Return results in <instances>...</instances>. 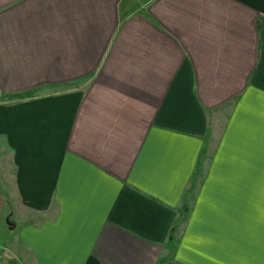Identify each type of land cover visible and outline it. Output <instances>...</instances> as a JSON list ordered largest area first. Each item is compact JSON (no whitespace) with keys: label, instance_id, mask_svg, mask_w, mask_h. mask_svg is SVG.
Wrapping results in <instances>:
<instances>
[{"label":"crops","instance_id":"0c3cea01","mask_svg":"<svg viewBox=\"0 0 264 264\" xmlns=\"http://www.w3.org/2000/svg\"><path fill=\"white\" fill-rule=\"evenodd\" d=\"M243 143L264 0H0L2 263L261 264Z\"/></svg>","mask_w":264,"mask_h":264},{"label":"rangeland","instance_id":"374dc122","mask_svg":"<svg viewBox=\"0 0 264 264\" xmlns=\"http://www.w3.org/2000/svg\"><path fill=\"white\" fill-rule=\"evenodd\" d=\"M245 146H247L248 149L244 151ZM234 148L235 154L242 153L251 156L247 159H233V166L243 168L247 166L249 168V174L234 175V178L238 181L264 183V157H262V155H264V144H234ZM231 152H233V150ZM8 223L7 225L10 226L11 222Z\"/></svg>","mask_w":264,"mask_h":264},{"label":"snow or ice","instance_id":"6c2138e0","mask_svg":"<svg viewBox=\"0 0 264 264\" xmlns=\"http://www.w3.org/2000/svg\"><path fill=\"white\" fill-rule=\"evenodd\" d=\"M261 212H262V216H264V205H262ZM261 264H264V261H262Z\"/></svg>","mask_w":264,"mask_h":264},{"label":"built area","instance_id":"2783aa9c","mask_svg":"<svg viewBox=\"0 0 264 264\" xmlns=\"http://www.w3.org/2000/svg\"><path fill=\"white\" fill-rule=\"evenodd\" d=\"M0 264H15V263H12V262L2 263V262L0 261Z\"/></svg>","mask_w":264,"mask_h":264},{"label":"water","instance_id":"95a60500","mask_svg":"<svg viewBox=\"0 0 264 264\" xmlns=\"http://www.w3.org/2000/svg\"><path fill=\"white\" fill-rule=\"evenodd\" d=\"M7 223H8V220H7ZM9 224V223H8Z\"/></svg>","mask_w":264,"mask_h":264}]
</instances>
